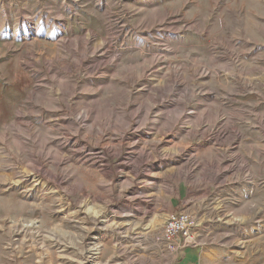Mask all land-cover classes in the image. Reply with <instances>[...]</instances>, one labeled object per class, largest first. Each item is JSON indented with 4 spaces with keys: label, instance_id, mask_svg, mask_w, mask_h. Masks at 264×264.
I'll use <instances>...</instances> for the list:
<instances>
[{
    "label": "rangeland",
    "instance_id": "rangeland-1",
    "mask_svg": "<svg viewBox=\"0 0 264 264\" xmlns=\"http://www.w3.org/2000/svg\"><path fill=\"white\" fill-rule=\"evenodd\" d=\"M238 127L264 148V0H0V264H175L174 169Z\"/></svg>",
    "mask_w": 264,
    "mask_h": 264
},
{
    "label": "crops",
    "instance_id": "crops-1",
    "mask_svg": "<svg viewBox=\"0 0 264 264\" xmlns=\"http://www.w3.org/2000/svg\"><path fill=\"white\" fill-rule=\"evenodd\" d=\"M254 131L245 135L238 127L229 132L228 143L205 138L194 153L195 163L174 169L163 213L185 210L198 215L196 242L176 252L175 264H264V148L259 131L253 136ZM142 186L140 191L146 192L158 183ZM137 212L146 214L143 209Z\"/></svg>",
    "mask_w": 264,
    "mask_h": 264
},
{
    "label": "built area",
    "instance_id": "built-area-1",
    "mask_svg": "<svg viewBox=\"0 0 264 264\" xmlns=\"http://www.w3.org/2000/svg\"><path fill=\"white\" fill-rule=\"evenodd\" d=\"M198 215L180 210L171 212L166 217L159 239L169 244L170 248L178 252L182 247L196 242V227Z\"/></svg>",
    "mask_w": 264,
    "mask_h": 264
},
{
    "label": "bare ground",
    "instance_id": "bare-ground-1",
    "mask_svg": "<svg viewBox=\"0 0 264 264\" xmlns=\"http://www.w3.org/2000/svg\"><path fill=\"white\" fill-rule=\"evenodd\" d=\"M30 225H32V224H30ZM28 226H29V225H28ZM31 230H32V229H31ZM97 250H98L97 253H100V252H99V249H97Z\"/></svg>",
    "mask_w": 264,
    "mask_h": 264
}]
</instances>
